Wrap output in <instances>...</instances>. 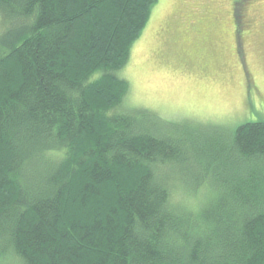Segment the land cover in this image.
<instances>
[{"label": "trees", "instance_id": "1", "mask_svg": "<svg viewBox=\"0 0 264 264\" xmlns=\"http://www.w3.org/2000/svg\"><path fill=\"white\" fill-rule=\"evenodd\" d=\"M157 1L0 0V264H264V121L116 110Z\"/></svg>", "mask_w": 264, "mask_h": 264}, {"label": "rangeland", "instance_id": "2", "mask_svg": "<svg viewBox=\"0 0 264 264\" xmlns=\"http://www.w3.org/2000/svg\"><path fill=\"white\" fill-rule=\"evenodd\" d=\"M233 1L236 14L245 7L249 19H256L239 36L258 93L246 89L237 62ZM187 18L198 25L185 35L181 22ZM117 74L130 83L119 111H152L166 122L225 135L243 123L264 121V0H158Z\"/></svg>", "mask_w": 264, "mask_h": 264}, {"label": "flooded vegetation", "instance_id": "3", "mask_svg": "<svg viewBox=\"0 0 264 264\" xmlns=\"http://www.w3.org/2000/svg\"><path fill=\"white\" fill-rule=\"evenodd\" d=\"M231 5H232L231 14H232V21L234 23V30L236 29V27L238 28L237 31L236 30L234 31V33H235L234 36H235V39L237 41V45L235 48L237 62H238V65L240 66V69L242 70V73L244 74V78L246 79V89L249 91V93H251V92L258 93L257 85L255 84V81H253V79H252V71H251V73L249 72L248 62L246 61V58H244L242 56V45L243 44H240V36H239L240 35L239 31L241 29L246 30V32L249 31L250 27L254 26L256 24V19H254V20H253V18L249 19V16L246 13V9H244L245 7L242 9V13H241V11H239V13L237 12V14H236V6H237L236 1H233L231 3ZM192 12H193V10H192ZM187 19L189 21L181 22L182 23V31L185 33V35L187 34V31L196 29L197 25H198V24L196 25V22L194 20H192L191 18H187ZM254 21H255V24L253 23ZM262 101H264V99H262ZM248 103L249 104L251 103L249 99H248Z\"/></svg>", "mask_w": 264, "mask_h": 264}]
</instances>
